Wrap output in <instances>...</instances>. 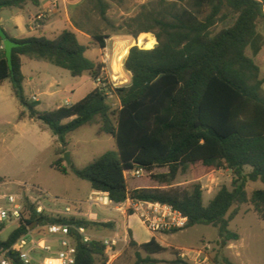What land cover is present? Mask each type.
Here are the masks:
<instances>
[{
	"label": "trees",
	"instance_id": "16d2710c",
	"mask_svg": "<svg viewBox=\"0 0 264 264\" xmlns=\"http://www.w3.org/2000/svg\"><path fill=\"white\" fill-rule=\"evenodd\" d=\"M124 1L84 0L74 10L73 26L90 37L89 45L83 44L71 29L53 39L44 35L15 39L6 33L19 46L12 52V69L4 48H0V86L11 82L15 97L27 109L20 112L19 119L40 122L49 128L62 143L57 150L60 156L66 152V136L86 125L97 124L99 136L114 138L116 150L84 168L70 165V172L89 182L93 191L108 193L117 204L131 200L169 205L188 218L184 229L196 225L217 228L218 244L224 249L229 242L240 239L239 234L230 230L240 207L251 204L264 220V190H255L251 197L246 190L249 182L264 184V75L254 58L247 55L259 36L264 0H159L155 5H143L136 17L116 27L107 13L113 3ZM28 4L38 6L39 0H0V10L23 9ZM95 16L112 27V34H104L95 23ZM227 21L232 25L213 33L215 26ZM142 33H153L158 44L152 49L142 45L139 46L143 48H130L124 62L125 70L131 74L129 86L96 87L81 101L48 112L39 111L38 102L26 98L24 57L67 70L73 77L88 74L95 81L105 65L91 60L87 51L91 47L105 50L107 40L113 36L137 39ZM259 50L256 47L254 54ZM111 94L119 101L118 109L108 102ZM64 162L60 157L54 166L68 174ZM136 169L147 171L150 179L167 190L150 189L143 176L128 174ZM156 169L168 172L152 175ZM222 169L237 177L234 188L223 187L207 205L202 185L189 189L174 187L180 173L206 176ZM233 206L236 208L229 214ZM33 224L35 228L74 225L88 231L114 228L111 223L83 217L38 213L36 206L26 199L18 228L0 241V255L9 251L12 264H25L15 245ZM4 229L5 224H1L0 233ZM127 235L128 246L136 249L134 264H156L159 261L153 256L168 250L155 237L139 245L131 230H127ZM76 248L75 264L108 262V248L101 240L85 243L77 235ZM223 264L234 263L224 259Z\"/></svg>",
	"mask_w": 264,
	"mask_h": 264
},
{
	"label": "rangeland",
	"instance_id": "374dc122",
	"mask_svg": "<svg viewBox=\"0 0 264 264\" xmlns=\"http://www.w3.org/2000/svg\"><path fill=\"white\" fill-rule=\"evenodd\" d=\"M158 2L159 0H125L123 3H113L107 15L112 25L119 27L136 17L143 5L151 3L155 5ZM8 15V11L1 12L3 17ZM94 21L99 24L104 34H112V27L100 22L98 16L94 17ZM230 25H232L231 21L219 23L213 28V33L216 34ZM258 33L256 45L247 50V55L250 57L255 55V48L258 45L260 48L264 47V19L258 23ZM142 35H148L154 39L153 47L158 44L153 33H142L139 37ZM47 36L51 37V35ZM119 36L128 39L133 46L142 45L144 47L142 40L137 41L139 37L135 39L127 35ZM80 38L83 44H90V40L86 37L81 36ZM121 45L125 46L124 50L117 49L115 41H110L101 56L102 63L105 65L103 75L111 81L109 85L113 88L126 87L131 84V74L124 68L129 44ZM142 46L139 47L143 48ZM91 49L95 48L91 47ZM97 51L98 49L91 50L87 56L96 58L99 56ZM30 66L40 68L42 72L37 75L32 84L29 81L26 82L25 96L30 102H34L33 97H37L39 99L37 109L41 112L53 111L68 105V99L72 104L77 103L96 86L95 81L88 74L73 77L67 70L43 61L27 59L24 67L26 75H29ZM261 67L262 75H264V64H261ZM51 84H54L53 87H50ZM51 92L58 93L49 95ZM108 102L113 109H118L120 105L117 97L112 94L109 95ZM22 110L26 111L27 109L15 97L11 82L6 81L0 86V176L7 184L0 180V191L23 195V203H26V199H28L36 208L42 206L43 213H47L51 217H83L99 223L113 224L114 228L112 229H92L89 232L97 240L119 235L122 240L111 264H134L136 249L128 246L129 238L127 230H124L126 220L121 216L122 213L91 204L90 198L93 195L91 184L72 174L70 165L66 161L63 163V167L68 169V174H64L54 166L60 157L64 158L68 153L77 168H84L105 153L116 150L114 138L109 135L99 136L97 134L98 125L89 124L66 136V152L60 156L57 154V150L62 146L59 138L40 122L29 119L20 120L19 114ZM167 172L168 169H156L152 175H161ZM150 175L148 173L143 176L148 188L167 190V188L161 187L156 180L150 179ZM236 180L237 177L226 169L214 171L206 176H195L187 171L178 175L174 187L189 189L195 184L202 185L204 203L207 205L223 187L232 190ZM38 189L41 191H37ZM246 190L251 197L255 190H264V184L261 181L249 182ZM67 208L71 209L70 214H65ZM235 208L236 206H233L229 214ZM125 210L127 211L126 215H130L132 210L128 206ZM130 224L138 240L148 238L146 229L141 226L137 218L131 219ZM18 226L19 223L16 222L5 223V229L0 233V241H5ZM29 230L33 231L36 236H43L45 231L41 227L35 228V224L31 225ZM230 230L239 234L240 239L233 242L229 249L220 247L218 244L219 231L211 225H196L175 233L156 234L159 242L168 250L154 255L153 258L159 261L156 264H173L176 261L204 264L203 260L206 256L208 257L206 264H214V261L217 264H223L224 259H228L234 264H264V220L254 212L251 204L240 207L239 214L230 223ZM206 245H210V249L205 251L206 255L197 258L196 251L203 250ZM52 247L54 252L58 250L57 244H52ZM181 255H184V259ZM33 256L44 264H58V257L54 254L37 252Z\"/></svg>",
	"mask_w": 264,
	"mask_h": 264
},
{
	"label": "built area",
	"instance_id": "2783aa9c",
	"mask_svg": "<svg viewBox=\"0 0 264 264\" xmlns=\"http://www.w3.org/2000/svg\"><path fill=\"white\" fill-rule=\"evenodd\" d=\"M58 6L56 4L30 19L29 28L33 32H39L43 26L52 18ZM3 48V47H0ZM104 73V70H103ZM102 75L95 80V85L98 88H104L111 81ZM36 101V98H33ZM132 177H140L148 174L144 169H136L128 172ZM1 185V184H0ZM41 191V190H37ZM24 197L19 194H8L0 191V225L7 222L19 223L22 219L24 209ZM90 203L103 208L114 209L123 215L127 214L125 208L128 206L134 214L137 215L140 222L151 233L172 232L175 230L184 229L188 224V218L180 211L172 208L169 205L152 202H135L128 200L124 203H114L109 199L108 193L95 191L90 198ZM38 213H43V207L36 208ZM72 211L67 208L65 214H70ZM44 229L43 236L34 235L30 231L26 236L20 239L15 245L18 251L20 260L25 264H44L34 258L37 252L54 254L58 257V264H75L77 256L76 236H81L85 243L95 240V237L84 227H77L74 225L65 224H50L41 227ZM126 239V238H124ZM119 235L111 238H103L101 241L108 248V263L111 264L113 258L116 257L119 243L121 242ZM52 244L58 245V250L54 252ZM210 249V245L203 247V250H198L196 253L198 257L206 255L205 251ZM10 252L0 255V264H12L11 260L7 257ZM184 259V255H181ZM208 262L206 256L203 263Z\"/></svg>",
	"mask_w": 264,
	"mask_h": 264
},
{
	"label": "crops",
	"instance_id": "0c3cea01",
	"mask_svg": "<svg viewBox=\"0 0 264 264\" xmlns=\"http://www.w3.org/2000/svg\"><path fill=\"white\" fill-rule=\"evenodd\" d=\"M83 1L84 0H39V5L38 6H34L33 4H28L23 9L14 8V9L0 10V24H1L2 28H3V30L11 38H15V39H25V38H29V37H33V36H38V35H44L47 38L53 39L56 36H58L61 32H63L64 30L71 29V30H74V31H76L78 33L79 38L81 36H84L88 40H90L89 36H87L86 34H84L82 32H78L77 30H75V28L73 26V23L71 21V15L73 14L74 10L79 5H81V3ZM53 4H56L58 6V8L55 11L54 15L52 16V18L43 26V28L39 32L31 31L30 28H29L30 19L33 16L39 14L40 12H43V11L49 9L51 7V5H53ZM3 11H8L9 15L8 16H4V17L1 16V12H3ZM4 27H6V28H4ZM47 35H51V37H48ZM110 41H115V45H119V44L128 45L129 44V50H130L131 47H133V44H130L128 39H124L121 36H113L111 39L107 40V47H108ZM85 45H88V44H85ZM258 48L260 50H259V52L256 55L253 56V58L256 61L257 65L261 69L262 68L261 64H264V47L260 48V46L258 45L257 49ZM96 49H98V48L88 50L87 54L90 53L91 50L94 51ZM129 50L126 53V57L128 55ZM97 52H99L98 53L99 56H97L96 58H92L91 57L90 59L93 60V61H96V62H102L103 59H102L101 56L103 54V50L98 49ZM27 59L28 58H25V57L23 58V74H24V76L26 78L25 79V84H26L27 81H29L32 84L33 81L35 80V78L37 77V75H39L42 72V70L40 68L38 69L35 66H30L29 75H26L25 72H24V67H25V61ZM29 60H31V59H29ZM38 62H41V61H38ZM261 72L263 73L262 69H261ZM53 85L54 84H51L50 87H53ZM95 88H96V86L94 87V89ZM263 88H264V85H263ZM57 93L58 92H51V93H49V95H55ZM35 98H36V101H34V102H39V99L37 97H35ZM67 104L68 105H72L71 100L68 99L67 100ZM22 111H24V110H22ZM0 179L2 180V182L4 184H7L2 176H0ZM94 192L95 191H93V193ZM121 216L126 220V225L124 227V230L125 231L126 230H131L132 233H133L134 239L136 240V242L139 245L150 242L152 240V238H154V237L157 239L156 234H160V233H156L155 234V233H151L150 231H148L146 229V227L140 222V220L138 219L136 214L126 215V216L122 214ZM133 218H137L138 221L140 222L141 226L146 229L147 234L149 235L146 240H138V238L135 236V232H134V230H133V228H132V226L130 224V220L133 219ZM89 220H91V219H89ZM233 242H235V241L229 242L228 246L226 248H224V249H229L233 245Z\"/></svg>",
	"mask_w": 264,
	"mask_h": 264
},
{
	"label": "water",
	"instance_id": "95a60500",
	"mask_svg": "<svg viewBox=\"0 0 264 264\" xmlns=\"http://www.w3.org/2000/svg\"><path fill=\"white\" fill-rule=\"evenodd\" d=\"M0 38L3 40V48L5 50V55H6V59L8 61L9 67L12 69V52L14 48L19 46V44L14 42L8 37L6 32L3 30L1 24H0ZM64 159L68 163V165L72 164L70 155L68 153L65 154ZM0 254H1V250H0ZM7 257L11 258V254L9 253ZM173 264H190V263H187L184 261H176Z\"/></svg>",
	"mask_w": 264,
	"mask_h": 264
},
{
	"label": "bare ground",
	"instance_id": "6f19581e",
	"mask_svg": "<svg viewBox=\"0 0 264 264\" xmlns=\"http://www.w3.org/2000/svg\"><path fill=\"white\" fill-rule=\"evenodd\" d=\"M142 44L144 45L145 49H152L153 45H154V39L151 37V36H148V35H145L142 37ZM115 47V46H114ZM113 47V48H114ZM117 49H121V50H124L125 49V46L124 45H117ZM119 50V51H121ZM117 52V51H116ZM120 53V52H119ZM118 53V54H119ZM116 55V54H115ZM116 57V56H115ZM119 59V58H118ZM115 60V59H114ZM116 64V62H115ZM116 71V70H115Z\"/></svg>",
	"mask_w": 264,
	"mask_h": 264
}]
</instances>
